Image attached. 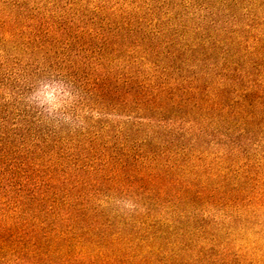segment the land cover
I'll use <instances>...</instances> for the list:
<instances>
[{"label":"trees","instance_id":"16d2710c","mask_svg":"<svg viewBox=\"0 0 264 264\" xmlns=\"http://www.w3.org/2000/svg\"><path fill=\"white\" fill-rule=\"evenodd\" d=\"M6 1L0 264H264V0ZM48 71L82 128L20 106Z\"/></svg>","mask_w":264,"mask_h":264},{"label":"clouds","instance_id":"9594fccd","mask_svg":"<svg viewBox=\"0 0 264 264\" xmlns=\"http://www.w3.org/2000/svg\"><path fill=\"white\" fill-rule=\"evenodd\" d=\"M28 102L40 110L45 123L54 128H82L92 110L82 106L79 97L59 79L42 82L28 97ZM98 206L124 215H135L140 208L133 198L98 197Z\"/></svg>","mask_w":264,"mask_h":264},{"label":"rangeland","instance_id":"374dc122","mask_svg":"<svg viewBox=\"0 0 264 264\" xmlns=\"http://www.w3.org/2000/svg\"><path fill=\"white\" fill-rule=\"evenodd\" d=\"M6 2H7L6 0H0V17L3 16L2 12L6 10V6H7ZM7 10H8V8H7ZM39 78H40L39 81H37L35 83V85L31 89V91H29L28 93H26V95H24V96H22L20 98V102H21L20 106L26 107L27 109H29L31 111L32 115L35 118H39V119L44 121V119L42 118V116L40 114V110L37 107H35L34 105H32L31 103L28 102V97L31 95V93L34 91V89L39 86L40 83L46 82V81H49V80H52V79H57V75L54 74V73H50V71H48L47 73L41 75ZM0 96L8 98L9 97V90H6V88H1ZM47 125L49 127H52L49 124H47Z\"/></svg>","mask_w":264,"mask_h":264}]
</instances>
